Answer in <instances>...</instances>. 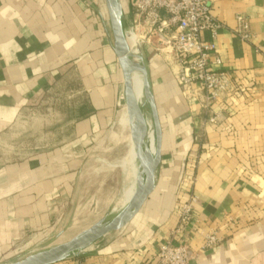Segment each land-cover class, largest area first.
I'll return each mask as SVG.
<instances>
[{
	"label": "crops",
	"instance_id": "1",
	"mask_svg": "<svg viewBox=\"0 0 264 264\" xmlns=\"http://www.w3.org/2000/svg\"><path fill=\"white\" fill-rule=\"evenodd\" d=\"M211 12L221 24L216 53L236 86L212 105L224 120L207 125L199 99L145 48L161 131L154 188L125 226L51 264H155L191 189L194 222L174 239L188 243L189 264H264V0H215ZM236 14L248 19L251 40L234 34ZM121 78L102 0H0V264L67 241L126 204L136 164H125L132 145ZM61 93L73 114L66 136L27 152L42 142L44 108L52 113ZM112 118L117 131L104 128ZM212 228L221 242L202 251L199 231Z\"/></svg>",
	"mask_w": 264,
	"mask_h": 264
},
{
	"label": "built area",
	"instance_id": "2",
	"mask_svg": "<svg viewBox=\"0 0 264 264\" xmlns=\"http://www.w3.org/2000/svg\"><path fill=\"white\" fill-rule=\"evenodd\" d=\"M214 1L129 0L131 17L126 31L137 55L143 56L145 48H151L166 63L187 98L199 99L208 112L207 125H218L224 120L223 111L213 110L212 105L225 102L236 90L230 73L222 69L216 53L215 39L221 24L211 12ZM235 21L234 34L241 40H251L248 19L236 14ZM204 33L208 34L207 38L202 37ZM196 202L197 195L189 192L180 204L177 223L170 230L169 238L157 246L155 264H189L188 243L174 239L193 224ZM225 222L231 225L233 218L227 216ZM199 233L202 251L221 242L218 228Z\"/></svg>",
	"mask_w": 264,
	"mask_h": 264
},
{
	"label": "water",
	"instance_id": "3",
	"mask_svg": "<svg viewBox=\"0 0 264 264\" xmlns=\"http://www.w3.org/2000/svg\"><path fill=\"white\" fill-rule=\"evenodd\" d=\"M102 1L111 47L122 73L123 96L131 145L135 153L134 161L137 162L134 175V190L123 208L112 218L95 222L67 241L26 254L4 264H51L68 256L80 254L106 233L125 226L143 205L157 180L160 163L161 131L142 56L137 55L133 51L131 40L126 33L131 17L130 5L128 2L124 12L120 0ZM134 72H140L142 75V96L151 114L150 120L154 145L152 153L147 147L146 139L148 118L146 119L140 100L139 102L137 101L132 86V74Z\"/></svg>",
	"mask_w": 264,
	"mask_h": 264
},
{
	"label": "rangeland",
	"instance_id": "4",
	"mask_svg": "<svg viewBox=\"0 0 264 264\" xmlns=\"http://www.w3.org/2000/svg\"><path fill=\"white\" fill-rule=\"evenodd\" d=\"M120 2H121V5L123 6L124 12H125L126 6L129 2V0H120ZM104 17H106L105 13H104ZM122 83H123V79H122ZM80 96H81L80 94H76L74 99H76V100L78 98L80 99L81 98ZM59 99L60 100L58 101V103L53 107L52 113H50L51 112L50 108L48 110V106H45L44 109H46V111H43L45 117H44V121L41 122L43 134H42L41 139H39V140H42V142L38 143V144H29L27 152H31V151L37 150L39 148H42V147L51 146L52 144L60 142L64 138V136H66V133L69 129V125H70V121H71L70 118L68 119L67 117H72L73 114L71 111L69 112V110L67 108L66 95L64 93H61V96L59 97ZM140 104L142 105L143 113L146 115V117L149 119V121L151 123V120H150L151 114L149 111V107H148L147 103L144 102L143 96L140 98ZM151 125H152V123H151ZM104 128L117 131V129H119V126L117 125L116 119L112 118L104 126ZM127 130L129 131L128 127H127ZM33 139H38V137L35 138L34 136L29 135L28 140L31 141ZM117 139H119V138H117ZM111 143L118 144L119 142H118V140L114 139V141L110 142V144ZM111 154L112 153L110 152L108 154V156H110ZM108 162H110L111 165H114L113 161L109 160ZM125 164H128V163H125ZM135 164H137L136 161H135ZM127 167L129 168L130 164H128ZM134 175H135V170L134 171L131 170V176L133 178L131 181V185H134ZM186 180L188 183L193 182V175H187ZM128 187H129V185H128ZM128 187H127V189H128ZM189 192H192V189ZM232 223H234V222H232Z\"/></svg>",
	"mask_w": 264,
	"mask_h": 264
},
{
	"label": "bare ground",
	"instance_id": "5",
	"mask_svg": "<svg viewBox=\"0 0 264 264\" xmlns=\"http://www.w3.org/2000/svg\"><path fill=\"white\" fill-rule=\"evenodd\" d=\"M132 86H133V90L135 92V97L137 99V101L139 102L140 98L142 97V75L140 72H134L132 74ZM147 119V118H146ZM125 121L127 122V116L125 118ZM126 126V125H125ZM147 147L149 148L150 152L152 153L154 150V145H153V136H152V126L151 123L149 121V119H147ZM130 154H131V159H129L128 161H125V163L132 164V161L134 160V156L135 153L133 151V147H130ZM126 164V165H128ZM132 171H136V166H132ZM134 190V185H129L128 189L126 190V194H125V200H128L130 195L132 194Z\"/></svg>",
	"mask_w": 264,
	"mask_h": 264
},
{
	"label": "trees",
	"instance_id": "6",
	"mask_svg": "<svg viewBox=\"0 0 264 264\" xmlns=\"http://www.w3.org/2000/svg\"><path fill=\"white\" fill-rule=\"evenodd\" d=\"M51 108H52V105H51Z\"/></svg>",
	"mask_w": 264,
	"mask_h": 264
}]
</instances>
